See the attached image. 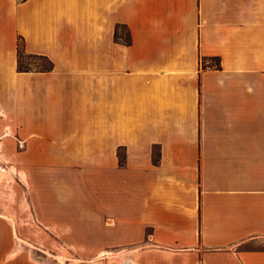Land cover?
<instances>
[{"label":"crops","instance_id":"obj_1","mask_svg":"<svg viewBox=\"0 0 264 264\" xmlns=\"http://www.w3.org/2000/svg\"><path fill=\"white\" fill-rule=\"evenodd\" d=\"M0 154V264H264V0H0Z\"/></svg>","mask_w":264,"mask_h":264},{"label":"rangeland","instance_id":"obj_2","mask_svg":"<svg viewBox=\"0 0 264 264\" xmlns=\"http://www.w3.org/2000/svg\"><path fill=\"white\" fill-rule=\"evenodd\" d=\"M19 42V41H18ZM18 57V55H17ZM19 65L22 68H47L48 62L44 59H40L38 57L29 56L26 54H21L20 58L17 60ZM204 62V61H202ZM211 65H215V62L212 61ZM23 178L22 173H19L15 169V155L14 154H0V195H7L15 194L16 184L21 183L19 179ZM9 197V196H8ZM7 204H14V203H7ZM25 239L27 236L25 233L22 235ZM42 237H46V235H41ZM41 242L44 240L41 239ZM27 253H32V255L39 259L41 263L44 264H53L56 263L54 260L55 254H60L65 257L74 258L76 253L74 251H56V250H44V249H33L32 251H24Z\"/></svg>","mask_w":264,"mask_h":264},{"label":"trees","instance_id":"obj_3","mask_svg":"<svg viewBox=\"0 0 264 264\" xmlns=\"http://www.w3.org/2000/svg\"><path fill=\"white\" fill-rule=\"evenodd\" d=\"M123 42L125 43V44H129V40H123ZM21 54H25V52H24V48H23V44L19 41L18 42V46H17V55H18V59L20 58V56H21ZM33 57H38V56H33ZM38 58H40V59H44V60H46L47 62H48V67L47 68H41L42 70H45V71H48V70H50L51 69V66H52V64H51V62L49 61V60H47L45 57H38ZM18 62V61H17ZM215 67H219V62H218V60H216V62H215ZM18 68L20 69V70H23V71H27V70H29V68H22L20 65H19V62H18Z\"/></svg>","mask_w":264,"mask_h":264}]
</instances>
